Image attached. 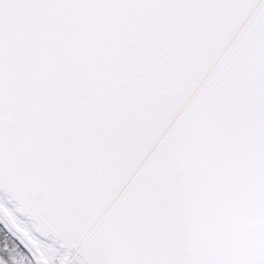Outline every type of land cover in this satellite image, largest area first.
<instances>
[{"label":"snow or ice","instance_id":"6c2138e0","mask_svg":"<svg viewBox=\"0 0 264 264\" xmlns=\"http://www.w3.org/2000/svg\"><path fill=\"white\" fill-rule=\"evenodd\" d=\"M0 264H264V0H0Z\"/></svg>","mask_w":264,"mask_h":264}]
</instances>
